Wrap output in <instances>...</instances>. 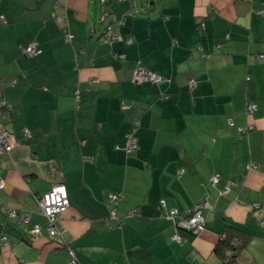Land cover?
Masks as SVG:
<instances>
[{
	"label": "crops",
	"instance_id": "0c3cea01",
	"mask_svg": "<svg viewBox=\"0 0 264 264\" xmlns=\"http://www.w3.org/2000/svg\"><path fill=\"white\" fill-rule=\"evenodd\" d=\"M261 10L264 0H0V106L10 105L1 122L12 142L0 203L33 212L24 229L1 217L0 264H68L44 229L28 232L46 223L36 196L58 183L70 205L56 226L80 264H264L251 208L264 202ZM31 42L39 52L28 57ZM137 66L162 80L134 83ZM247 102L257 104L250 115ZM204 198L198 234L167 216ZM224 238L239 249L218 254Z\"/></svg>",
	"mask_w": 264,
	"mask_h": 264
},
{
	"label": "built area",
	"instance_id": "2783aa9c",
	"mask_svg": "<svg viewBox=\"0 0 264 264\" xmlns=\"http://www.w3.org/2000/svg\"><path fill=\"white\" fill-rule=\"evenodd\" d=\"M101 1L103 2L104 0ZM259 13L263 14L264 10H261ZM53 16L56 17V19L60 23L59 27L63 33L65 41L70 42L72 38V34L69 32L68 28L63 23V17L55 16L54 14ZM0 22L6 23L5 17L3 15L0 16ZM117 38L118 37L116 36L105 35L103 36L102 39L104 41H111ZM128 42H131V40H128ZM22 52L24 55L28 57H32L37 55L39 50L35 42H31L22 49ZM247 79L249 78L247 77ZM161 80H162L161 76L158 75L156 72L144 68L142 66H137L134 69L132 75V81L138 84L143 82L159 83ZM188 86L190 89H193L195 87V81L193 78L189 79ZM76 98L77 99L79 98L78 90L76 91ZM256 108H257L256 103L247 102L245 106V113L247 115H250L256 110ZM1 117L2 116L0 115V156L9 153L10 150L12 149V142L10 140V135L3 127L1 123ZM138 124L139 122L137 120H134L132 130L125 135L126 140H125L124 151L127 154L132 153L137 149V140L134 135V132ZM228 124L232 125L231 119L228 120ZM251 129H252L251 125H247L245 127H237L240 136L247 135ZM24 132L25 134L28 133L27 130H25ZM219 177L220 176L218 174H214L211 176L210 179L213 185L218 183ZM4 186H5V181L0 176V189H3ZM119 199L120 196L117 194L112 193L109 195V203L112 206H115L118 203ZM36 200L39 205L38 213L46 219V225L44 228L47 232L48 237L53 239L55 242H57L59 246L68 249L70 255L68 264H80L76 256L75 250L72 247L64 244L61 234L56 226V222L58 218L70 205V200L66 186L62 183L55 184L48 191L43 192L40 195H37ZM210 208L211 205L209 204L207 198H204L196 202L192 206V208H190L183 215H179L176 209H170L167 212V216L173 220L175 218L177 219L176 221H174V225L177 229H181L195 235L204 230L206 220L203 212L204 210ZM251 208L256 214L259 223L264 228V202H254L251 204ZM32 213H33L32 211H28V210L21 211L15 208H8L0 203V220L1 217L3 216L4 221L10 220V222H12L17 228L24 229L26 224L30 222ZM111 215L115 216V211L113 209L111 210ZM42 229H43L42 226H40V224L38 223L32 225V227L28 230V232L30 233V239L32 240L39 237L42 233ZM173 238L177 239L178 237L177 235L174 234ZM7 240L8 238L5 234H2L0 236V241L2 243L6 242Z\"/></svg>",
	"mask_w": 264,
	"mask_h": 264
},
{
	"label": "trees",
	"instance_id": "16d2710c",
	"mask_svg": "<svg viewBox=\"0 0 264 264\" xmlns=\"http://www.w3.org/2000/svg\"><path fill=\"white\" fill-rule=\"evenodd\" d=\"M6 20V19H5ZM4 24V23H3ZM38 48V47H37ZM15 83V80H13V81H10V82H7V84L8 85H13ZM10 108V105H7V104H1V106H0V115L2 116L1 117V121H2V118H3V115H4V111H6L7 109H9ZM2 123V122H1ZM3 125V124H2ZM22 211V210H21ZM45 219V218H44ZM45 221H46V219H45ZM45 225H46V223H45ZM45 225H44V227H45ZM205 225H206V223H205ZM44 230H45V228H43ZM46 231V230H45ZM47 233V232H46ZM48 236V235H47ZM51 239V238H50ZM53 240V239H52ZM224 247H229V248H231V249H233L234 251H237L238 249H239V247H238V244L237 243H232V241L231 240H229L228 238H224V239H222L221 241H220V243H219V245H217L216 247H215V251L218 253V254H222L223 255V248ZM65 248V247H64ZM67 251H68V249H67ZM68 253H69V251H68ZM236 254V253H235Z\"/></svg>",
	"mask_w": 264,
	"mask_h": 264
}]
</instances>
